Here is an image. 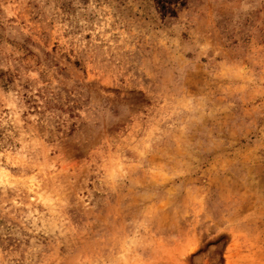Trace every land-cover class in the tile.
<instances>
[{
	"label": "rangeland",
	"instance_id": "374dc122",
	"mask_svg": "<svg viewBox=\"0 0 264 264\" xmlns=\"http://www.w3.org/2000/svg\"><path fill=\"white\" fill-rule=\"evenodd\" d=\"M0 264H264V0H0Z\"/></svg>",
	"mask_w": 264,
	"mask_h": 264
}]
</instances>
